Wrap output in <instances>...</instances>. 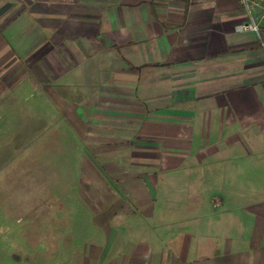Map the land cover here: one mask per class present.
<instances>
[{"label": "crops", "instance_id": "crops-1", "mask_svg": "<svg viewBox=\"0 0 264 264\" xmlns=\"http://www.w3.org/2000/svg\"><path fill=\"white\" fill-rule=\"evenodd\" d=\"M246 20L239 0H0V99L39 97L100 155L58 253L4 241L0 264H264V180L200 206L175 190L215 119L264 135V22Z\"/></svg>", "mask_w": 264, "mask_h": 264}, {"label": "rangeland", "instance_id": "rangeland-1", "mask_svg": "<svg viewBox=\"0 0 264 264\" xmlns=\"http://www.w3.org/2000/svg\"><path fill=\"white\" fill-rule=\"evenodd\" d=\"M17 93L0 99V250L7 241L20 255L42 260L58 253L69 232L66 213L74 207L76 194L92 184L85 180V161L100 160V155L65 119L59 125L60 119L46 118L53 113L39 97ZM213 125L211 140L206 141L210 146L190 152L186 157L190 165L185 162L174 174L184 177H177L175 190L181 195L193 191L196 206L208 190H234L226 181L251 186L264 180V154L247 155L253 143L264 144V135L235 133L238 126L231 124L225 136L218 119ZM236 164L239 170L234 173Z\"/></svg>", "mask_w": 264, "mask_h": 264}, {"label": "built area", "instance_id": "built-area-1", "mask_svg": "<svg viewBox=\"0 0 264 264\" xmlns=\"http://www.w3.org/2000/svg\"><path fill=\"white\" fill-rule=\"evenodd\" d=\"M247 15V20L235 25L237 31H253L262 37L264 22V0H239Z\"/></svg>", "mask_w": 264, "mask_h": 264}]
</instances>
